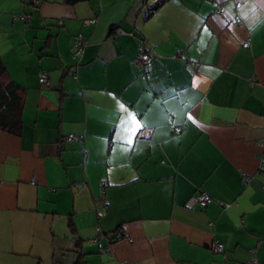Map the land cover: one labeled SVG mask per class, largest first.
Segmentation results:
<instances>
[{
	"label": "crops",
	"instance_id": "crops-1",
	"mask_svg": "<svg viewBox=\"0 0 264 264\" xmlns=\"http://www.w3.org/2000/svg\"><path fill=\"white\" fill-rule=\"evenodd\" d=\"M33 1L0 0V264H264V0Z\"/></svg>",
	"mask_w": 264,
	"mask_h": 264
},
{
	"label": "built area",
	"instance_id": "built-area-1",
	"mask_svg": "<svg viewBox=\"0 0 264 264\" xmlns=\"http://www.w3.org/2000/svg\"><path fill=\"white\" fill-rule=\"evenodd\" d=\"M159 2H160V0H151L149 5L151 7H154L155 5L159 4ZM33 4L36 5L37 0H34ZM219 12L222 13L223 10L219 9ZM20 18L24 21L28 20V16H22ZM57 24L60 25L61 22H58ZM85 45H86V43H85V40L82 37V35H77L73 38V43H72V48H73L72 58L73 59H75L77 61L79 59H81ZM135 62L140 69H145V68L151 67V58L149 57V55L145 51V46L143 43L138 48V54H137ZM39 83L41 85H46L47 84V77L45 75H40ZM150 136H151V130L143 128L141 131H139L137 137H138V139L148 140L150 138ZM65 140L67 142H73L76 140V138L73 135H67ZM260 147L263 150V153L259 157L260 166L262 167L264 164V141H262L260 143ZM243 181L246 182L247 179L244 178ZM209 202H210V197L206 193H200L199 195L189 199V201L187 202V206L189 208H194V207L204 208ZM213 252L215 254H221L223 252L222 245L215 243L213 245ZM249 264H257V262L255 260H253Z\"/></svg>",
	"mask_w": 264,
	"mask_h": 264
},
{
	"label": "trees",
	"instance_id": "trees-1",
	"mask_svg": "<svg viewBox=\"0 0 264 264\" xmlns=\"http://www.w3.org/2000/svg\"><path fill=\"white\" fill-rule=\"evenodd\" d=\"M163 1L164 0H160L159 4ZM145 51L151 58L147 47H145ZM150 68L147 69L149 70ZM21 100V93L18 87L8 79L0 59V130L13 135L19 134L22 124L20 118L22 107Z\"/></svg>",
	"mask_w": 264,
	"mask_h": 264
},
{
	"label": "snow or ice",
	"instance_id": "snow-or-ice-1",
	"mask_svg": "<svg viewBox=\"0 0 264 264\" xmlns=\"http://www.w3.org/2000/svg\"><path fill=\"white\" fill-rule=\"evenodd\" d=\"M123 107V105H121ZM129 119L135 121V117L129 114ZM142 127L141 123L135 122L134 126L130 129L131 135L134 136L136 134V131L139 130ZM131 142V141H129Z\"/></svg>",
	"mask_w": 264,
	"mask_h": 264
}]
</instances>
